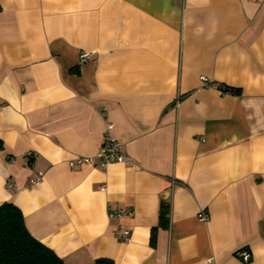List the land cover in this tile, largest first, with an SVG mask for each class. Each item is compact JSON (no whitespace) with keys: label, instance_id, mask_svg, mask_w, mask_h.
Returning a JSON list of instances; mask_svg holds the SVG:
<instances>
[{"label":"crops","instance_id":"0c3cea01","mask_svg":"<svg viewBox=\"0 0 264 264\" xmlns=\"http://www.w3.org/2000/svg\"><path fill=\"white\" fill-rule=\"evenodd\" d=\"M5 201L64 264H264V0H0Z\"/></svg>","mask_w":264,"mask_h":264},{"label":"trees","instance_id":"16d2710c","mask_svg":"<svg viewBox=\"0 0 264 264\" xmlns=\"http://www.w3.org/2000/svg\"><path fill=\"white\" fill-rule=\"evenodd\" d=\"M224 90L230 87H222ZM170 205L163 200L159 211V226L168 223ZM156 227L150 242L155 241ZM0 264H64L49 247L34 238L24 223L20 209L11 201L0 204ZM94 264H113L108 258H98Z\"/></svg>","mask_w":264,"mask_h":264},{"label":"built area","instance_id":"2783aa9c","mask_svg":"<svg viewBox=\"0 0 264 264\" xmlns=\"http://www.w3.org/2000/svg\"><path fill=\"white\" fill-rule=\"evenodd\" d=\"M88 56H89L88 52H81L78 56L79 63L80 64L84 63L87 60ZM201 81L205 85L209 84L208 80L204 76H201ZM111 127H112L111 124H107L104 140L94 156H77L69 161V165L72 168H75L76 166L83 164H88V165L97 164L100 167H105L109 162H114V161L123 162L126 164L132 163L131 158L124 151L123 143L117 140L116 138H114L111 134H109L108 131L109 129H111ZM41 177H42V173L38 172L35 177L30 179V183L31 184L36 183L41 179ZM5 186L6 188H12L13 186L12 181L10 179H7ZM99 189L104 190L105 185H100ZM127 214L128 211H110L109 217L121 218ZM198 218L202 221H205L208 218V216L204 212H200L198 214ZM113 233L120 240L123 241L130 240L131 232L126 227H121L115 230ZM240 254L245 261H247L250 258V254L246 250H242Z\"/></svg>","mask_w":264,"mask_h":264}]
</instances>
